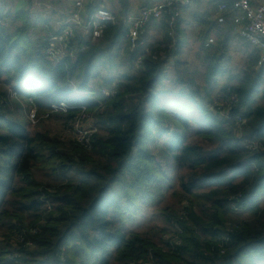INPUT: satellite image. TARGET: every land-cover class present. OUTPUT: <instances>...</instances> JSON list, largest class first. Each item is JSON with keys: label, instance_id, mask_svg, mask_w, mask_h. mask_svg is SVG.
<instances>
[{"label": "trees", "instance_id": "1", "mask_svg": "<svg viewBox=\"0 0 264 264\" xmlns=\"http://www.w3.org/2000/svg\"><path fill=\"white\" fill-rule=\"evenodd\" d=\"M4 19L0 10V83L41 111L64 103L73 120L86 110L106 134H94L93 155L82 154L77 162L79 143L67 149L46 133H31L10 118L8 97L2 94L0 215L14 222L12 229L20 223L16 237L24 230L35 233L25 241L29 246L12 240L0 244V264H141L149 256L151 264H264V218L243 222L237 231L235 225L222 229L231 213V193L242 190V210L257 207L264 193V61L256 52L239 81L221 89L225 99L232 93L235 100L218 117L214 108L203 106L206 99L192 81L182 79L181 55L168 63L163 53L153 57L157 49L144 54L129 50L122 21L107 23L105 29L115 31L108 45L91 44L79 34L67 46L73 54L54 62L46 50L61 27L35 43L25 37L32 28L29 17L15 35L7 32ZM121 49L127 52L128 67L140 66V73L101 75L97 67L110 62L107 69L112 70ZM216 55L213 63L221 56ZM208 72L207 82L216 84L218 65ZM111 88L115 94L105 95ZM150 144L161 145L158 154L151 153ZM38 165L65 182L55 189L43 186L30 175ZM171 189L188 202L176 212L184 215L164 212L168 224L174 221L181 229L179 248L164 252L152 240L127 233L120 221ZM25 220L30 224L24 226ZM224 234L230 242L220 253L218 237Z\"/></svg>", "mask_w": 264, "mask_h": 264}, {"label": "rangeland", "instance_id": "2", "mask_svg": "<svg viewBox=\"0 0 264 264\" xmlns=\"http://www.w3.org/2000/svg\"><path fill=\"white\" fill-rule=\"evenodd\" d=\"M72 6L73 2H71V0H0V10L3 13V18H5V21L3 20V23L7 29V32L14 35L18 34L22 27L25 25L26 18L29 17V26L32 28L31 30L26 31L25 37L27 38L28 36L31 41L35 43L39 42V39H44L45 37L50 35L48 34L49 30H47V25L40 23L39 18L43 16L45 18L44 21L48 20L51 23L53 21L52 27L49 25L48 26L52 29H56L57 23L54 22L64 19L65 16L68 15V9L72 8ZM18 13L21 14L16 17L15 15ZM117 23L118 19L115 17V20L112 24L117 26ZM114 29L116 30V28ZM113 32L115 31H109V29H105L103 32V37L97 40H92L90 36L85 32H83V37L87 38V41L90 40L91 44L94 45H97L99 43L108 45V40L110 36H112ZM79 34L82 35V32H76V35ZM212 41L213 42H211L210 44L205 43V46L200 47L199 49H197L193 45L188 49H184L185 54L183 56H180L179 58L185 63L183 65H180L178 68L181 71L180 75L182 76V79L187 82L191 80L192 88L199 90L201 95L203 96V99H206L203 106H205L207 109L217 108L219 106L220 110L217 111L218 117H222L224 116L225 109H230L231 106L233 107L235 96L231 93V95L225 99L226 94L222 93L221 89L225 86H230L229 84H236L239 81V77L245 70L247 54L252 55V51L247 50L244 45H241V49H236L235 47H227V50H224L222 54L223 57L220 56L215 61V63L218 65V74L214 77V80H216V84H209L207 82L209 73L208 71L209 68H212L215 64L213 63V59L217 58L218 55L216 54L219 53L218 47H220V41L216 39ZM205 42L208 41L206 40ZM51 45L56 51L58 47L57 39H54V42ZM125 45L126 44H124L123 46ZM166 48L170 51V46L166 47L165 45L164 50ZM216 48L218 49L216 50ZM233 48H235L237 51ZM160 49L163 50V48ZM164 50L162 52L166 53ZM162 52L160 51L154 53L153 57L157 58ZM47 55L51 59L56 57L53 52L52 54L47 53ZM106 55L107 54H105L103 50V56L105 57ZM165 56L168 57V54ZM113 59H115L112 60L115 65L111 66L113 68L112 70L107 69L108 66H110V62H107L106 67L104 68L100 67V69L99 66L97 67L101 75L106 76L108 74H111L114 76H119L124 73H129V75H136L138 72L140 73V66L128 67L129 63L127 52L125 49H121L120 52L113 57ZM164 59H166V57ZM176 76H179L177 72ZM230 76H232V79H229ZM92 85L96 86V82H94ZM227 89L228 90H226V93L229 92V88ZM2 94H5L8 97V99L6 97L8 102L6 100L7 104L5 108L9 110L10 118L26 126L31 133L39 131L48 134L52 138H57L67 149H71L72 144L76 143V137L73 129L78 117H80V121L86 118L90 119L91 122H93L97 129L94 134L102 136L106 134L105 130H101V127L97 126L94 114L90 113V115H86V110H83L82 113H77L76 117L71 120L67 117L66 111L59 108L55 109L51 107V109L47 111L38 110L36 106L27 103L26 100L19 97L7 85L2 83H0V106H2V100H4ZM206 95L208 96V98H206ZM244 122V119H242L240 124H243ZM91 140H93V137H91ZM79 146L80 150L78 151V153H76L77 162H79L82 154H84L83 158L93 155L94 150L92 144L89 148H85L80 144ZM149 147L151 153L158 154L161 145L150 144ZM48 168L42 167L40 165L35 166L30 172V175L34 180L43 184V186L51 185L53 189L61 186V184H63L65 180L63 181L58 173L53 172L50 168ZM156 174L157 176H160L159 173ZM126 182H132V177L128 176ZM119 186L117 187V189H119ZM174 191V189L168 190L164 194V196H162V198H160L156 203L153 204L152 202H150V204H143L138 208L137 211L129 212V219L126 218L127 216H122L120 222L121 224H124L126 226V232H134L141 238L150 239L156 243L155 245L158 250L169 252L167 249H165L163 234L168 232L170 235H173L174 233L171 232H175V229L170 226V223L168 224V221L164 216L167 215V213L164 212L167 209L170 212L173 211V215H178L180 214L179 212L184 208L183 203L188 202L185 197L176 195ZM241 195L242 190L238 189L236 192L230 194L229 201L230 199H237ZM7 206L9 207L10 205ZM177 211L179 212L176 213ZM27 215L29 214H26V216ZM0 216L1 245H7L10 240H12V242L18 241L19 243H24L26 246L31 245L29 241L28 243H25V241L29 240V235L35 233V229H31V231L24 230L21 235H18L16 237L15 229L19 227L20 223L18 222L14 229H12L11 225H13L14 222H12L9 217H3V215ZM30 217L31 216H28V219H30ZM42 218H44V216H42ZM260 218H264V193L261 194L260 199L258 200L257 207H247L244 210L240 208L239 212H234L231 210V213L229 212L226 222L224 223L225 225L222 229L225 230L226 228H230L232 225H235L234 229L237 231V229L242 228L243 222H255ZM24 222V226L30 224L26 220ZM40 223L41 220L37 221V224ZM128 264L134 263L129 262Z\"/></svg>", "mask_w": 264, "mask_h": 264}, {"label": "built area", "instance_id": "3", "mask_svg": "<svg viewBox=\"0 0 264 264\" xmlns=\"http://www.w3.org/2000/svg\"><path fill=\"white\" fill-rule=\"evenodd\" d=\"M196 0H163L159 1L151 6L144 7L140 10L138 15H129L122 19L124 24L123 38L129 46L130 50H141L144 45L143 36L147 28L154 22L167 18L168 27L171 32H175V24L180 17L181 6L188 5ZM216 3L219 13L218 21L222 22L225 13L231 6L237 10L240 14V34L242 38L252 47L257 48L261 53V58L264 60V2L256 7L250 4V0H210ZM75 11L68 16L60 25V33L56 36L58 47L55 51L52 45L47 47V53L58 55L60 53L73 54V50L68 49V45L76 37V30L81 28L86 34L90 36L92 40H97L103 37V32L108 22H114V15L104 9L95 10L93 13L84 17L82 15L83 1L75 0ZM118 24V23H117ZM212 42V39L208 40V44ZM142 54H139L136 60H140ZM114 88L104 90L105 95L109 96L115 93ZM52 108L66 110V104L52 105ZM216 111L220 110V107L214 108ZM226 113V112H224ZM74 133L76 142L83 145L85 148H89L92 144L91 137L97 131L96 126L90 119H83L80 121V117L74 124ZM256 147L255 144L252 145ZM47 202V201H46ZM230 209L234 212H239L238 206L239 197L237 199H230ZM186 204V202H184ZM184 215V212L180 213ZM170 226L175 229L173 235L168 232L163 234V241L165 249L176 251L180 245V227L171 221ZM231 230V229H230ZM232 232V231H231ZM229 234V233H228ZM228 234L219 236L218 248L220 253H224L225 246L230 242ZM205 254V253H204ZM206 255V254H205ZM152 258L143 261L141 264H151Z\"/></svg>", "mask_w": 264, "mask_h": 264}, {"label": "crops", "instance_id": "4", "mask_svg": "<svg viewBox=\"0 0 264 264\" xmlns=\"http://www.w3.org/2000/svg\"><path fill=\"white\" fill-rule=\"evenodd\" d=\"M82 1H83V8L81 13L84 17L89 15L90 12L89 10L95 11L98 9H104L111 12L114 15V17L118 19V24H119L120 21H122V19H124L125 17L129 15L136 16L138 15V13L142 8L151 6L163 0H86V4H85V0ZM71 2H73V6L72 8L68 9V15H66L64 19L54 22L57 23L56 29H52L49 27V26L52 27L53 21L52 23L48 20L44 21L45 18L43 16L39 18L40 23L47 25V30H49L48 34H52L51 32H57L60 27L59 25H61L60 23H62L68 16H70L75 11L74 8L75 0H71ZM263 2L264 0H250V4L253 7L258 6ZM239 16H240L239 12L230 6L228 11L224 15L223 21L219 22L218 21L219 13L215 2L210 0H196L188 5L181 6L180 17L176 22L177 30L179 33H177V30L174 33L171 32L169 38L167 34L165 18L156 21L147 28L143 36L144 45L139 52L143 54L149 53V51L153 49H157L159 52L160 51L162 52L164 50L165 45L166 47L170 46V51L169 49L167 50L166 48L164 50L166 53L164 52L162 53L163 55L168 54L167 57L168 63H173L176 55L180 54L181 56H183L185 54L184 49H188L192 45L197 49H199L202 46L201 43L202 39L206 37L207 41L209 39L212 40L216 39L220 41L219 44L220 47H218L219 48L218 54H220L221 56L224 52L223 47H228V48L235 47L236 49H241L242 48L241 45H244L247 48V50H251L252 53L256 52L259 61L261 62L264 61L261 58L260 51L257 48H254L251 45H249L242 38L240 34V27L242 22H240ZM83 31L84 30L81 28L77 29V32H82V34L84 35ZM125 42H123L122 44H126ZM205 43L203 44L204 46ZM121 48H123V46ZM160 48H163V50ZM218 48H216V50ZM63 56L64 54L60 53L56 57L52 58V60L56 62L59 59H61ZM249 58L250 55L247 54L246 64ZM260 88L264 89V82Z\"/></svg>", "mask_w": 264, "mask_h": 264}]
</instances>
